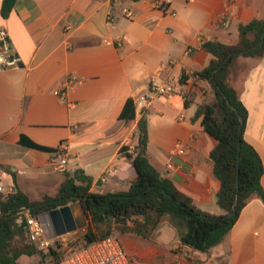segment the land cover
<instances>
[{"label": "crops", "instance_id": "obj_1", "mask_svg": "<svg viewBox=\"0 0 264 264\" xmlns=\"http://www.w3.org/2000/svg\"><path fill=\"white\" fill-rule=\"evenodd\" d=\"M155 1L17 0L4 17L0 0V27L7 28L20 58L17 68L0 73V179L7 188L41 201L55 197L68 175L83 171L93 192L126 191L137 171L122 148L138 146L137 122L145 111L153 165L200 210L223 214L217 204L221 183L210 159L217 140L196 116L213 100L212 89L180 79L183 71L209 65L204 42L237 44L240 24L264 19V0H161L166 10ZM119 37H125L122 46L113 44ZM72 78L83 82L61 99L57 93ZM230 82L248 110L245 139L264 165V57L236 59ZM168 83L174 85L172 97L138 104L153 87ZM129 98L136 102L137 120L114 142L126 126L120 116ZM22 136L52 151L23 146ZM61 144L69 149L65 172L50 163ZM71 206L79 222L84 211ZM121 240L130 254L137 253L134 243H181L172 227L154 241L132 233ZM194 255L210 264H264V201L252 199L222 244Z\"/></svg>", "mask_w": 264, "mask_h": 264}, {"label": "trees", "instance_id": "obj_2", "mask_svg": "<svg viewBox=\"0 0 264 264\" xmlns=\"http://www.w3.org/2000/svg\"><path fill=\"white\" fill-rule=\"evenodd\" d=\"M16 2L4 0V17L10 14ZM202 49L212 55L209 65L201 71H183L180 82L193 79L208 83L212 89L213 100L202 104L196 116L202 120L205 132L217 140L210 159L214 164V175L221 183L217 204L223 214L214 215L200 210L192 198L181 192L170 178L163 177L153 165L148 154L149 126L144 111L137 122L138 146L132 153L129 148H122V153L132 161L137 171L136 179L126 191L93 192L92 179L83 171H77L68 175L55 197L46 196L41 201H32L18 189L10 195H0V264H23L21 260L24 257H39L36 264H59L67 254L62 245L51 248L48 253L37 249L29 237L26 221L20 222V213L24 209L40 216L66 205H80L88 219V228L69 244L70 251L105 240L114 232L137 234L154 241L161 235L165 224H169L181 244L195 252L210 253L226 240L252 199L261 198L264 201L263 161L245 139L248 110L230 82L236 59L264 57V19L240 24L237 44L206 41ZM120 120L126 126L112 140L114 142H120L127 136L137 120L133 98L127 100ZM20 143L52 151L25 136Z\"/></svg>", "mask_w": 264, "mask_h": 264}, {"label": "built area", "instance_id": "obj_3", "mask_svg": "<svg viewBox=\"0 0 264 264\" xmlns=\"http://www.w3.org/2000/svg\"><path fill=\"white\" fill-rule=\"evenodd\" d=\"M165 3L161 0H156L154 6L158 9L166 10ZM126 15L133 17L131 11H125ZM125 41V37H119L113 44L122 46ZM188 54L192 52L189 49ZM20 64V58L13 49L12 40L10 34L5 27H0V73L11 69L17 68ZM83 80L79 78L70 79L63 90L57 93L61 99L66 98V94L69 88H73L81 84ZM175 94L174 85L168 83L163 86H156L151 89V92L147 96H143L139 99L138 104L141 107H147L155 98L164 97L170 98ZM131 153L134 152L132 149ZM184 153V151H181ZM51 166L58 172H65L68 169L69 149L66 145L61 144L60 147L51 155ZM15 192L13 187H6L3 180L0 179V195H10ZM20 222L26 221V225L29 231V237L35 244L37 249L43 253H48L51 248H55L57 245H61L60 237L48 238L45 233L44 225L39 219V216L33 214L29 209H24L20 213ZM194 250L181 244V250L176 253V259L170 264H210L209 262H196L191 254ZM59 264H139L135 258L127 251L122 240L121 234L114 232L110 237L102 241H97L87 247L79 250L67 251V254L61 260ZM143 264V263H142Z\"/></svg>", "mask_w": 264, "mask_h": 264}, {"label": "rangeland", "instance_id": "obj_4", "mask_svg": "<svg viewBox=\"0 0 264 264\" xmlns=\"http://www.w3.org/2000/svg\"><path fill=\"white\" fill-rule=\"evenodd\" d=\"M55 194V193H54ZM52 196V195H51ZM50 196V197H51ZM75 206H78L75 204ZM169 224H165V228H169ZM88 228V219L85 215L78 222V229L70 234L63 235L60 243L65 251L69 250V244L78 239ZM65 239V240H62ZM137 247V253L132 252L131 255L139 264H170L176 259V253L181 250V243H134ZM194 261L199 262L200 257L191 254ZM40 260L39 257H24L21 260L23 264H36Z\"/></svg>", "mask_w": 264, "mask_h": 264}, {"label": "water", "instance_id": "obj_5", "mask_svg": "<svg viewBox=\"0 0 264 264\" xmlns=\"http://www.w3.org/2000/svg\"><path fill=\"white\" fill-rule=\"evenodd\" d=\"M39 219L44 225L46 236L50 239L70 234L78 229V222L74 218L71 205L43 213Z\"/></svg>", "mask_w": 264, "mask_h": 264}]
</instances>
